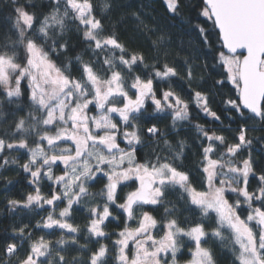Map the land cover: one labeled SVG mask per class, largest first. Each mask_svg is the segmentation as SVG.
Returning <instances> with one entry per match:
<instances>
[{
    "label": "snow or ice",
    "instance_id": "obj_1",
    "mask_svg": "<svg viewBox=\"0 0 264 264\" xmlns=\"http://www.w3.org/2000/svg\"><path fill=\"white\" fill-rule=\"evenodd\" d=\"M198 7L185 47L117 0L0 3V179L30 187L5 207L40 215L0 264H264V0Z\"/></svg>",
    "mask_w": 264,
    "mask_h": 264
},
{
    "label": "trees",
    "instance_id": "obj_2",
    "mask_svg": "<svg viewBox=\"0 0 264 264\" xmlns=\"http://www.w3.org/2000/svg\"><path fill=\"white\" fill-rule=\"evenodd\" d=\"M3 0H0L2 3ZM99 3V0H96ZM121 9L126 8L128 5H132V11H138L142 18L146 20V22L150 24H158L162 27H166L169 25H174V27L169 28V31L172 33L173 38L179 43L181 40L184 41L185 47H188L189 36L186 35V31L189 29V24L187 23L189 18L193 19V23H195V17L199 13L200 0H182L183 7L181 8V15L178 16L175 20L169 18V14L166 11V7L163 3V0H117ZM119 12L114 14V19L118 18ZM131 17H129V20ZM201 19H203L201 17ZM210 28V25H209ZM132 24H126L121 26L120 30L123 33L124 39H131L132 36ZM193 44H195L196 37L193 35L191 37ZM210 39L215 43L216 36L211 35ZM219 78V77H217ZM212 80H209L208 87H211ZM229 97L237 98L235 94V89L232 88L231 84H228L225 88L221 89L219 92L213 90L212 100L213 107L218 111L219 114L222 115V118L226 119V115L224 114L225 105L223 100L228 99ZM203 122V121H201ZM163 127V125H161ZM196 133L192 130L188 135V140L190 144L194 143V138ZM190 151H194L191 149ZM143 152H141V156H143ZM196 157L190 156V161L195 160ZM10 179H13L14 183L8 186V189H5L3 179H0V238L3 237L5 229H9V225L18 220L19 222H31L35 223L36 220L40 218L39 214L29 213L27 210H19L23 214L17 217L15 214L10 215L7 212L5 207L6 205V196H11L13 198H23L26 195L27 191L30 190V187L27 185L26 180L23 178V175L16 176L14 171H9L4 173ZM38 212L40 210H37ZM43 214V213H40ZM76 223L83 225L85 223L83 215H77L74 217ZM56 237H53L55 239ZM81 242H84L83 236L80 237Z\"/></svg>",
    "mask_w": 264,
    "mask_h": 264
},
{
    "label": "flooded vegetation",
    "instance_id": "obj_3",
    "mask_svg": "<svg viewBox=\"0 0 264 264\" xmlns=\"http://www.w3.org/2000/svg\"><path fill=\"white\" fill-rule=\"evenodd\" d=\"M184 215H188V213L185 212ZM109 231H113V229L110 228ZM108 243H110V241ZM215 247H216L217 252L219 253L220 250H219L218 245H215ZM109 259L111 260V257ZM188 259H190V253L188 252L187 249H184L180 264L185 263Z\"/></svg>",
    "mask_w": 264,
    "mask_h": 264
},
{
    "label": "rangeland",
    "instance_id": "obj_4",
    "mask_svg": "<svg viewBox=\"0 0 264 264\" xmlns=\"http://www.w3.org/2000/svg\"><path fill=\"white\" fill-rule=\"evenodd\" d=\"M183 264H185V263H183Z\"/></svg>",
    "mask_w": 264,
    "mask_h": 264
}]
</instances>
